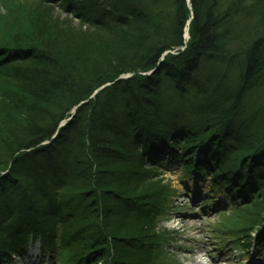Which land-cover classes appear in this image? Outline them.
<instances>
[{
  "label": "trees",
  "instance_id": "16d2710c",
  "mask_svg": "<svg viewBox=\"0 0 264 264\" xmlns=\"http://www.w3.org/2000/svg\"><path fill=\"white\" fill-rule=\"evenodd\" d=\"M172 164L264 239V0H0L3 264L30 236L62 264H173Z\"/></svg>",
  "mask_w": 264,
  "mask_h": 264
},
{
  "label": "rangeland",
  "instance_id": "374dc122",
  "mask_svg": "<svg viewBox=\"0 0 264 264\" xmlns=\"http://www.w3.org/2000/svg\"><path fill=\"white\" fill-rule=\"evenodd\" d=\"M18 9L15 13L12 8L8 10L14 18L13 23L25 20L32 11L28 7L22 9V15H19ZM71 23L74 26L78 24L75 20ZM158 172L164 184L176 193L171 211L164 222L159 223V227L169 233L167 250L173 264H197L199 261L203 264H264V250H261L260 244L253 243L258 240L264 244L261 236L263 228L250 230L249 239L243 237L245 234L242 231L235 237L227 231L226 221L234 213L232 201L224 190L212 186L209 172L198 174L195 169L186 172L178 164ZM247 241L251 247H247ZM30 253L33 256L29 253L21 255L14 264H50L47 259L38 263L40 257L36 256L40 253L36 246ZM52 264L61 262L54 260Z\"/></svg>",
  "mask_w": 264,
  "mask_h": 264
},
{
  "label": "water",
  "instance_id": "95a60500",
  "mask_svg": "<svg viewBox=\"0 0 264 264\" xmlns=\"http://www.w3.org/2000/svg\"><path fill=\"white\" fill-rule=\"evenodd\" d=\"M187 30V29H186ZM186 32V34H185V39L187 40L188 38H189V35H188V32L187 31H185ZM100 90H102V88L100 89Z\"/></svg>",
  "mask_w": 264,
  "mask_h": 264
},
{
  "label": "bare ground",
  "instance_id": "6f19581e",
  "mask_svg": "<svg viewBox=\"0 0 264 264\" xmlns=\"http://www.w3.org/2000/svg\"><path fill=\"white\" fill-rule=\"evenodd\" d=\"M185 30H186V29H185ZM186 31L189 32V31H188V28H187ZM122 76H123V75H122ZM197 264H203V263L199 261Z\"/></svg>",
  "mask_w": 264,
  "mask_h": 264
}]
</instances>
